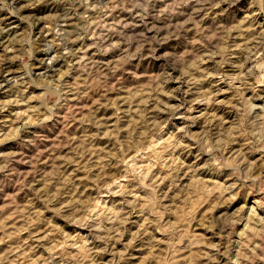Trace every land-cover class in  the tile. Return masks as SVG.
Listing matches in <instances>:
<instances>
[{"label": "clouds", "instance_id": "obj_1", "mask_svg": "<svg viewBox=\"0 0 264 264\" xmlns=\"http://www.w3.org/2000/svg\"><path fill=\"white\" fill-rule=\"evenodd\" d=\"M0 264H264V0H0Z\"/></svg>", "mask_w": 264, "mask_h": 264}]
</instances>
